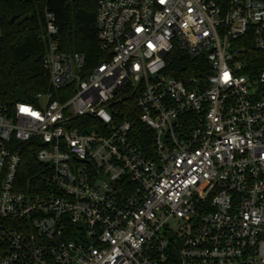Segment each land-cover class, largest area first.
Returning <instances> with one entry per match:
<instances>
[{
	"label": "built area",
	"instance_id": "built-area-1",
	"mask_svg": "<svg viewBox=\"0 0 264 264\" xmlns=\"http://www.w3.org/2000/svg\"><path fill=\"white\" fill-rule=\"evenodd\" d=\"M44 19L50 89L0 106V264H264V0H96L109 57L88 69ZM24 144L36 193L16 189Z\"/></svg>",
	"mask_w": 264,
	"mask_h": 264
},
{
	"label": "trees",
	"instance_id": "trees-1",
	"mask_svg": "<svg viewBox=\"0 0 264 264\" xmlns=\"http://www.w3.org/2000/svg\"><path fill=\"white\" fill-rule=\"evenodd\" d=\"M95 10L96 0H0V106L11 109L16 102L36 104L35 95L50 89L48 73L42 64L47 49L45 12L55 18L59 51L82 53L87 69L108 59V54L102 55L98 50ZM12 16L14 19L9 22ZM166 64V72L178 76L181 66L191 61L172 52L166 57ZM186 73L195 71L187 67ZM60 92L56 91L54 96ZM125 92L127 89L121 90L120 95ZM135 98V95L121 96L114 105L120 121L132 122L130 134L134 141L151 154L152 131L139 121ZM22 148L17 173L21 184L16 189L36 193V188L28 187L26 180L36 182L41 164L36 162L31 145L24 144Z\"/></svg>",
	"mask_w": 264,
	"mask_h": 264
},
{
	"label": "water",
	"instance_id": "water-1",
	"mask_svg": "<svg viewBox=\"0 0 264 264\" xmlns=\"http://www.w3.org/2000/svg\"><path fill=\"white\" fill-rule=\"evenodd\" d=\"M13 19H14V17H13V16H12V17H10V19H9V22H11Z\"/></svg>",
	"mask_w": 264,
	"mask_h": 264
}]
</instances>
